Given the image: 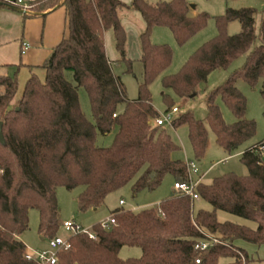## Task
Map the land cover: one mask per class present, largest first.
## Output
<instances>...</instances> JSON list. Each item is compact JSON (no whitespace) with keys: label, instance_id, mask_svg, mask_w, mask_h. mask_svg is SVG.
<instances>
[{"label":"trees","instance_id":"trees-1","mask_svg":"<svg viewBox=\"0 0 264 264\" xmlns=\"http://www.w3.org/2000/svg\"><path fill=\"white\" fill-rule=\"evenodd\" d=\"M8 5L11 2L0 0V9ZM30 6L32 13L65 8L69 34L44 65L45 80L31 75L17 105L13 104L19 93L17 75H0V123L6 141V145L0 143V264H40L27 258L29 250L21 236L29 229V212L35 210L40 216V237H58L59 187L70 192L83 188L78 206L85 212L103 207L110 194L132 184L135 178L134 197L157 190L169 175L176 182L188 181L186 162L172 159L181 150L179 145L166 128L155 125L160 116L149 87L157 79L180 99H191L213 72L229 68L246 55L241 70L207 97L205 121L187 112L172 128L187 127L197 160L208 150V129L229 154L256 136V123L245 116L248 101L236 85L240 79L253 88L261 83L264 99V19L257 34L256 9H229L217 18L218 36L194 53L178 74L170 75L167 71L173 51L152 43L153 30L168 27L183 46L211 19L208 14H192L187 0L157 5L132 0L129 6L121 0H37ZM123 10L141 14L145 25L139 38L143 82L138 98L132 101L106 55L105 37L110 32L118 62L131 73L133 61L127 57ZM233 22L241 23L242 31L230 36L227 27ZM81 90L87 93L92 121L81 109ZM163 97L171 104L167 94ZM218 100L232 112L233 124L224 121ZM114 127L118 131L113 144L99 147L98 135H109ZM263 147L264 141L242 153L240 161L248 168L247 176L227 173L211 184L199 185L201 200L211 205L212 211L195 213V202L177 193L140 212L114 210V225L104 229L101 224L94 226L95 240L84 234L71 236V248L59 253L57 264H196L199 258L200 264H218L223 258L233 259L230 264H252L237 243L264 245ZM218 212L253 222L257 229L220 223ZM201 229L215 234L224 244L196 251L203 238ZM124 247H139L141 257L120 259Z\"/></svg>","mask_w":264,"mask_h":264},{"label":"rangeland","instance_id":"rangeland-1","mask_svg":"<svg viewBox=\"0 0 264 264\" xmlns=\"http://www.w3.org/2000/svg\"><path fill=\"white\" fill-rule=\"evenodd\" d=\"M150 4L157 5L161 1L170 2L172 0H147ZM192 14H208L211 19L207 23V27L202 31L197 33L192 37L191 41L186 45L181 46L172 34V31L165 26L156 27L153 30L151 41L156 46L166 45L173 51V62L168 72L170 75H176L181 70V68L193 57L199 49L208 45L209 42L214 40L218 36V28L216 19L223 17L226 12L231 10L240 9H256L257 14L256 19V33L259 34L261 21L264 19V0H187ZM137 13L132 10H123L121 13L122 20H128L133 23L137 28L139 26V20ZM142 23V22H140ZM142 26V25H141ZM128 27V26H127ZM136 27H132L128 36V42L130 43L134 38V32ZM140 27V26H139ZM131 28V27H129ZM143 28V26H142ZM144 30V29H143ZM242 31L241 23L233 22L227 27V34L230 36L238 35ZM113 50L115 54L116 61L112 64L113 73L119 76L122 83L127 89L128 98L130 101L135 100L139 96V85L143 82V68L140 61H133V67L131 73H127V67L124 64L118 62L120 59L115 50V42L112 38ZM260 40L257 41V45ZM247 56L239 58L235 61L229 68L213 72L206 83L200 84L198 88V94L191 99H180L177 97L172 90H167L162 86L161 78L157 79L150 85L152 93V102L156 110L159 113L160 118L163 119L169 113L167 109L170 107V111L173 108H177L179 112L172 115L173 121L178 119L181 115L190 112L193 114L194 118H198L202 121L206 120L207 115V102L206 99L211 92L223 85L234 73L239 72L246 62ZM239 91H241L247 99V110L246 117L248 120L254 121L257 126L256 136L243 144L240 149L232 154L226 153L222 148H220L216 143V136L212 130L208 129L209 141L208 150L203 159L197 160L194 156V151L191 147L189 133L187 127H179V129H173L172 124H166L164 128L172 135L175 143L180 147V151L175 152L172 155L174 160H182L184 162H193L198 165L200 170V176H203L204 184H211L214 178L227 175V173H234L239 177L247 176L249 174L248 168L241 163V156L245 149L258 145V143L264 141V99L261 95L262 84L256 86V88L251 87L245 83L242 79L238 80L236 83ZM167 94L171 99L170 103L172 107L165 102L163 95ZM80 106L83 113L87 118L92 121L91 107L89 105V100L86 91L81 90L79 93ZM18 99L16 98L14 105H17ZM218 104L221 110L222 117L224 121L228 124H233L236 119L232 115V112L227 107V105L218 100ZM118 127H114L109 135H98L97 145L99 147H109L113 144L115 135L117 134ZM264 162V159H263ZM137 178L134 179L136 181ZM132 184L120 189L118 192L110 194L103 207L98 210L89 209L88 211L82 212L78 206V196L83 191V188H78L68 191L65 187H59L57 189V200L60 207V219L59 223L61 225L60 233L58 237L63 240H68L72 235L65 231L62 225L65 222H73L81 227L82 230L87 232H93L92 228L96 225L104 224V222L109 221L112 218L111 212L114 210L123 209L126 211H131L133 213L140 212L142 210L151 209L157 207L165 201L173 193V187L175 185L174 178L172 176H166L163 184L155 191L152 192H141L138 195L133 196ZM123 200L124 204H120ZM199 209L206 211H212L211 205L205 203L202 200H197L194 205L195 213ZM29 216V229L26 233L21 236V240L24 242L26 248L32 254L41 253L44 250L49 249L50 240H41L38 232V227L40 224V216L37 211L31 210L28 214ZM218 221L220 223L232 222L241 226H248L252 229H256L257 225L248 220L241 219L232 214L225 212H218ZM57 237V238H58ZM142 255V250L139 247L130 248L124 247L119 258L122 260L127 259H137ZM230 259H220L218 264H228ZM252 264H264V261H254Z\"/></svg>","mask_w":264,"mask_h":264},{"label":"crops","instance_id":"crops-1","mask_svg":"<svg viewBox=\"0 0 264 264\" xmlns=\"http://www.w3.org/2000/svg\"><path fill=\"white\" fill-rule=\"evenodd\" d=\"M5 1L16 3L19 0ZM23 1L25 4L31 5L37 0ZM121 1L128 6L132 2V0ZM13 7L18 10H22L21 6L17 7L14 5ZM18 10H14L9 7L0 9V75H17L19 84L17 99L22 96L24 86L32 77L31 75L34 74L39 76L42 81L45 80L46 72L43 68L44 65L49 61L54 50L64 39L67 38L69 34L68 13L63 7H58L51 11H44L41 13L28 12L23 14ZM135 13L138 15L137 17L140 27L138 26L137 28L131 21L128 20H122V26H124L126 33L128 32V34L130 32L129 29L132 31V27H136L135 30L133 29L134 38L130 43L127 41V57L131 60L135 59L136 61H140L142 57L139 38L145 30V25L141 14L138 12ZM105 43L107 58H109L112 63H115L116 58L113 50L112 34L110 32L106 34ZM23 44L30 45V49L25 54H23ZM173 193H175L174 187ZM41 240L44 239L41 238ZM237 244L241 249L247 252L248 256H250V259L252 260V263L256 260L260 262L264 261V245L257 247L248 243ZM233 261L234 260L231 259L228 264Z\"/></svg>","mask_w":264,"mask_h":264},{"label":"built area","instance_id":"built-area-1","mask_svg":"<svg viewBox=\"0 0 264 264\" xmlns=\"http://www.w3.org/2000/svg\"><path fill=\"white\" fill-rule=\"evenodd\" d=\"M12 6H17L22 8L25 12L31 11V6L24 3L23 0H19L16 3H11ZM23 54H25L29 49L30 45L23 44ZM179 110L177 108H173L171 111L166 112L169 113L166 116L162 118H158L156 120L155 125L158 127H164L167 123L173 124V118L172 115L177 114ZM116 116H114L115 118ZM262 154L264 155V147L261 148ZM188 165V181L186 182H176L174 185V191L178 195L187 196L190 197L193 202H197V200L201 199V195L198 193V187L203 182V176H200V170L197 164L193 162H186ZM121 204H124V201H121ZM116 223L115 218H111L109 221L104 222V224H101V227L108 228L110 225H114ZM63 229L70 233L72 236L76 234H84L90 237V239L95 240L96 236L93 232H87L85 230H82L81 227H79L75 221L73 222H65L62 225ZM201 233L203 235V238L198 241L197 245L195 246V250L198 252H204L211 247L214 246V244H224L220 241L219 237H217L215 234L213 235L209 231L205 229H201ZM71 248L70 241L63 240L60 237L55 238L53 240L49 241V249L44 250L41 253L32 254L30 251L27 255V258L29 260H34L40 264H57L58 255L62 251H67ZM244 260V259H243ZM201 260L200 258L196 260V264H200Z\"/></svg>","mask_w":264,"mask_h":264},{"label":"water","instance_id":"water-1","mask_svg":"<svg viewBox=\"0 0 264 264\" xmlns=\"http://www.w3.org/2000/svg\"><path fill=\"white\" fill-rule=\"evenodd\" d=\"M6 7L12 8L14 10H18L15 7H13L12 5H8ZM18 11L21 12V13H23V14L27 13V12L22 11V10H18ZM192 98H194V97H192ZM0 143L2 145H6V141H5L4 136H3V124L2 123H0Z\"/></svg>","mask_w":264,"mask_h":264}]
</instances>
